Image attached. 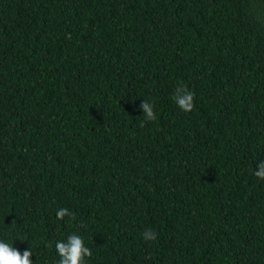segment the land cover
I'll return each instance as SVG.
<instances>
[{
  "label": "trees",
  "instance_id": "16d2710c",
  "mask_svg": "<svg viewBox=\"0 0 264 264\" xmlns=\"http://www.w3.org/2000/svg\"><path fill=\"white\" fill-rule=\"evenodd\" d=\"M261 161L264 0H0V239L33 264L73 233L86 264H264Z\"/></svg>",
  "mask_w": 264,
  "mask_h": 264
},
{
  "label": "clouds",
  "instance_id": "9594fccd",
  "mask_svg": "<svg viewBox=\"0 0 264 264\" xmlns=\"http://www.w3.org/2000/svg\"><path fill=\"white\" fill-rule=\"evenodd\" d=\"M194 97V92L184 85H178L172 98L179 109L190 112L194 108ZM139 107L143 110L145 117V120L141 121V127L144 126L145 121L156 119L152 102L143 100ZM256 168L257 170L253 174L264 180V161L259 162ZM56 216L59 220H63L65 216H69L72 220L76 219V214L64 207L57 210ZM142 237L145 241H154L157 238V233L153 229H146L142 233ZM55 249L60 257L56 264H86V257L93 255L91 249L85 246L83 238L76 233L69 235L66 240L57 241ZM32 254L31 250H25L21 254L17 248L13 247V244L0 239V264H33Z\"/></svg>",
  "mask_w": 264,
  "mask_h": 264
}]
</instances>
